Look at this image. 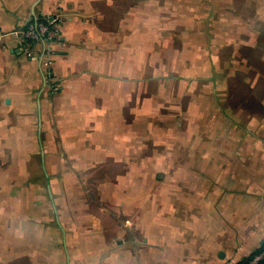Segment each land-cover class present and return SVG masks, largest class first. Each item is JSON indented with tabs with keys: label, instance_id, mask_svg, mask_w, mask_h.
Here are the masks:
<instances>
[{
	"label": "crops",
	"instance_id": "0c3cea01",
	"mask_svg": "<svg viewBox=\"0 0 264 264\" xmlns=\"http://www.w3.org/2000/svg\"><path fill=\"white\" fill-rule=\"evenodd\" d=\"M55 14L64 18L53 43L58 92L16 39L0 48V264H240L251 257L264 245L257 131L246 129L252 145L216 148L200 177L170 179L168 194L154 191L152 215L143 187L140 195L126 188L145 184V139L154 136L132 124L159 118L161 99L146 94L149 81L158 90L164 76L210 79L224 49L264 47V34L257 37L264 0H0V30ZM50 185L67 187L54 196L53 211ZM88 185L92 195L83 193ZM36 186L46 194L34 201Z\"/></svg>",
	"mask_w": 264,
	"mask_h": 264
},
{
	"label": "rangeland",
	"instance_id": "374dc122",
	"mask_svg": "<svg viewBox=\"0 0 264 264\" xmlns=\"http://www.w3.org/2000/svg\"><path fill=\"white\" fill-rule=\"evenodd\" d=\"M263 28L264 26H257L258 40L263 39ZM232 30L229 29V32L234 33ZM241 36L244 37L242 33ZM244 46L237 50L228 47L221 51L220 72L210 79L188 83L187 79L180 81L172 76H164L158 82V90L157 81H149L146 94L154 92L159 94L161 99L160 109L155 111L160 121L157 119L144 122L143 125L132 124L134 131H144L145 137H154L145 139L150 141L144 145L145 170L144 173L141 170L138 173L139 177L143 173L144 186L126 188L140 195L143 187L146 216L152 215L154 191L160 189L162 194H168L167 190L172 188L168 182L170 179L200 177L204 160L211 163L212 159L219 155L216 148L252 145V140L245 134L246 129L255 130L264 137V122H258V119L264 117V47L254 50ZM234 118L236 121H231ZM253 119L257 121L254 122ZM259 143L264 144L262 141ZM206 148L209 152L205 155ZM53 159L55 164L56 155H53ZM53 173L56 174V171ZM83 188V193L85 190L90 195L94 193L92 186ZM66 189L65 186L50 185V211L54 210V206L56 208L54 196L62 191L66 193ZM45 194L44 187L33 188L34 201ZM133 202L134 199L130 204ZM161 204L167 205L168 202L162 201ZM145 221L146 229H150L148 219Z\"/></svg>",
	"mask_w": 264,
	"mask_h": 264
},
{
	"label": "built area",
	"instance_id": "2783aa9c",
	"mask_svg": "<svg viewBox=\"0 0 264 264\" xmlns=\"http://www.w3.org/2000/svg\"><path fill=\"white\" fill-rule=\"evenodd\" d=\"M63 19L60 14L36 17L30 19L22 29L0 30V48H6L9 39H16L28 57L39 58L45 77L54 93L59 91L60 85L55 78L54 57L56 53L53 43L59 36V25ZM246 264H264V248L251 256Z\"/></svg>",
	"mask_w": 264,
	"mask_h": 264
},
{
	"label": "trees",
	"instance_id": "16d2710c",
	"mask_svg": "<svg viewBox=\"0 0 264 264\" xmlns=\"http://www.w3.org/2000/svg\"><path fill=\"white\" fill-rule=\"evenodd\" d=\"M262 248H264V245L260 248V249H262ZM259 249V250H260ZM259 250H257V251H255L254 253H253V255L255 254V253H257ZM253 255H251V256H253ZM250 259V257L247 259V260H245V261H243L242 263H240V264H246L247 263V261Z\"/></svg>",
	"mask_w": 264,
	"mask_h": 264
}]
</instances>
